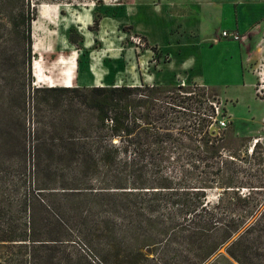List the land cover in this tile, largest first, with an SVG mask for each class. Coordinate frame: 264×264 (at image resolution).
<instances>
[{"label": "trees", "instance_id": "trees-1", "mask_svg": "<svg viewBox=\"0 0 264 264\" xmlns=\"http://www.w3.org/2000/svg\"><path fill=\"white\" fill-rule=\"evenodd\" d=\"M58 1L0 0V264H264L263 149L227 147L203 92L31 87L30 26Z\"/></svg>", "mask_w": 264, "mask_h": 264}, {"label": "crops", "instance_id": "crops-1", "mask_svg": "<svg viewBox=\"0 0 264 264\" xmlns=\"http://www.w3.org/2000/svg\"><path fill=\"white\" fill-rule=\"evenodd\" d=\"M179 1L163 0V4H147L144 16H138L137 6L129 4L114 17H101L97 31L88 30L92 16L90 9L84 8L86 14L81 16V22L73 18L66 27L81 28L80 51L94 56V61L88 60L80 65L75 48L59 43L54 49L56 58L40 66L38 79L34 77L35 80L45 87L119 86L109 84L106 73L110 68H118L120 63L112 59L106 65L99 53L92 50V45L97 39L105 45L109 43L120 47L121 38L115 35L112 40L109 36L113 31L117 32L120 25H126L133 36L145 43L141 50L134 46L136 50L125 49L128 67H133L130 84H124L126 86L148 83L145 78L149 76L148 71L144 69L154 64L159 70L158 74L150 76L152 81L156 80L154 85L180 84L181 81L182 85L194 83L205 88L215 87L222 95L232 97H237L238 91L245 85L252 87L247 64L251 57L248 36L258 27L264 29V0ZM215 11L218 12L217 17ZM156 16H163L166 25H158L154 21ZM104 20L107 22L103 25ZM222 30L234 32L238 39L221 38ZM151 47L157 51L154 60L155 51L152 52ZM213 70L217 71L218 79L213 83H202L201 76L211 75Z\"/></svg>", "mask_w": 264, "mask_h": 264}, {"label": "rangeland", "instance_id": "rangeland-1", "mask_svg": "<svg viewBox=\"0 0 264 264\" xmlns=\"http://www.w3.org/2000/svg\"><path fill=\"white\" fill-rule=\"evenodd\" d=\"M178 2L180 1L178 0ZM132 3L137 6L139 12H137L138 16H144L148 9L147 4H163V0H100L99 4H95L90 0H64L58 1L57 3L40 4V6L36 8L35 20L30 26L31 87H45L39 84L34 77L38 79L41 65H47L56 58L54 49H57L59 43H62L64 46L70 44L75 48L78 56V63L80 65L83 63L86 64L88 60L94 61V56H88L80 51L82 42V37L80 35L81 28L66 27L67 22L72 21L73 18L81 22V16L86 14V12L83 11L84 8L90 9L91 16L93 12H97L101 17H114L122 8H126L127 5ZM217 13L218 12L215 11V17H217ZM154 21L157 22L158 25H166L167 23L163 16H156ZM106 22L107 20H104L103 25L106 24ZM69 28H73L75 34L80 37L77 46H74L67 40ZM115 35L117 38H121L120 47H113L111 46L112 44L109 43L105 45L97 41V39H94L92 50H96L99 53L106 65L110 63L112 59L120 63L118 68H110L108 73H106L108 74L109 84H130V71L131 69L133 70V67H128L126 56L124 55L125 49L133 48L134 50H141L145 47V43L137 36H133L129 31V27L126 25H120L117 28V32L113 31L110 33L109 38L113 40ZM248 39L251 47V57L247 64L250 68L252 87H247L245 85L238 91L237 97L224 96L215 87L203 88L194 83H184L182 87L187 88L190 92L192 97L188 102L191 105L196 104L198 96L203 92L205 103L211 105L214 112L212 120L210 121H213L214 126L218 125V121H223L225 123V128L220 129V131L223 133L225 145L227 147L232 148V150L238 149L241 151L243 149H249L257 142L264 152V29L258 27L248 36ZM156 52L157 51L153 53V60ZM104 53H106V55H104ZM15 64L19 67L18 69L24 67L25 58H22L18 54ZM144 70L148 71L149 76L145 77L148 83L143 84L154 85L156 80L152 81L150 76L151 74H158L157 72L159 70L157 71L154 64L152 67ZM144 70H141V72L144 73ZM200 79L202 83H213L218 79L217 71L213 70L211 75L201 76ZM170 83L172 85H179V82ZM255 88L258 90V95L262 97L261 99L255 96ZM31 127L32 125L29 122L28 128ZM213 130H215V132L217 131L215 128ZM217 192L218 190L216 189L207 192L208 200L214 201ZM220 251L222 252V249ZM90 257L94 260L92 256ZM211 264L226 263L212 262Z\"/></svg>", "mask_w": 264, "mask_h": 264}, {"label": "built area", "instance_id": "built-area-1", "mask_svg": "<svg viewBox=\"0 0 264 264\" xmlns=\"http://www.w3.org/2000/svg\"><path fill=\"white\" fill-rule=\"evenodd\" d=\"M221 38L223 39H229V40H232V41H236L238 38H237V35L232 32V31H227V30H222L220 32V35H219ZM179 86H182V83L180 82ZM210 120H212V118H210ZM218 125L217 126H214V123L213 121L210 122L209 124V128L211 130H213L214 128L215 129H224L225 128V123L223 121H218L217 122Z\"/></svg>", "mask_w": 264, "mask_h": 264}, {"label": "bare ground", "instance_id": "bare-ground-1", "mask_svg": "<svg viewBox=\"0 0 264 264\" xmlns=\"http://www.w3.org/2000/svg\"><path fill=\"white\" fill-rule=\"evenodd\" d=\"M36 68V67H35Z\"/></svg>", "mask_w": 264, "mask_h": 264}, {"label": "water", "instance_id": "water-1", "mask_svg": "<svg viewBox=\"0 0 264 264\" xmlns=\"http://www.w3.org/2000/svg\"><path fill=\"white\" fill-rule=\"evenodd\" d=\"M215 131V130H214Z\"/></svg>", "mask_w": 264, "mask_h": 264}]
</instances>
